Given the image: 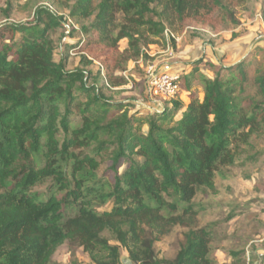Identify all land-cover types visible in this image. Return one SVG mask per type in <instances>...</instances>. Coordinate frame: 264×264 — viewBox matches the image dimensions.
<instances>
[{
  "label": "trees",
  "instance_id": "trees-1",
  "mask_svg": "<svg viewBox=\"0 0 264 264\" xmlns=\"http://www.w3.org/2000/svg\"><path fill=\"white\" fill-rule=\"evenodd\" d=\"M70 1V18L94 30L73 49L98 59L99 46L112 48L113 62L101 60L112 86L127 83L112 72L126 70L167 23L232 30L241 25L236 7L247 2ZM11 8L8 0L7 19ZM259 13L264 22V0ZM66 21L40 5L31 21L0 22V264H51L64 241L95 264H121V246L130 264H215L193 200L243 156L252 136L264 134V46L230 65L193 60L184 77L190 102L172 99L145 114L132 110L131 99L108 97L90 68L67 67L62 48L71 45L54 38ZM98 157L108 163L101 175ZM47 178L56 190L44 199L32 189ZM178 227L177 254L160 256L155 243Z\"/></svg>",
  "mask_w": 264,
  "mask_h": 264
},
{
  "label": "rangeland",
  "instance_id": "rangeland-1",
  "mask_svg": "<svg viewBox=\"0 0 264 264\" xmlns=\"http://www.w3.org/2000/svg\"><path fill=\"white\" fill-rule=\"evenodd\" d=\"M8 0H0V22L31 21L36 6H47L59 14L67 17L63 28L54 34V38L63 44L71 45L69 50L62 48V53L67 58V67L83 66L90 68L97 74V79L105 85L104 92L113 100H128L133 103V111H143L145 114L152 113L153 109L168 104V100L158 97L157 99L145 101L146 79L148 68L172 69L178 65L176 71L183 75L181 90L175 99L181 100L184 104L188 101L185 88V76L190 70V63L203 56V48L207 42L213 40L214 31L209 26H202L196 23L187 22L185 25L175 22L173 26L167 23V29L163 37L150 36V42L143 47V54L137 59L130 60L124 71L115 70L112 75L124 76L127 83L121 86H112V83L104 75L101 63L102 59L112 63L114 54L112 48L104 45L99 46L100 57L92 58L88 54L73 49V46L80 45L83 39L91 36L94 30L84 32L82 24H78L69 16L67 0H11L12 8L10 18L3 9ZM75 0H71L73 3ZM99 0H95L97 4ZM67 3V4H66ZM263 0H247L246 3L236 7L237 17L242 26L240 32L248 31L250 25L261 23L260 10ZM162 10V6L159 7ZM120 17V16H119ZM92 19L84 20L83 25L90 29ZM231 28L225 25L220 31V38ZM117 31V30H116ZM256 35L253 43L264 44V29H255ZM226 32V33H225ZM228 35V34H227ZM121 50L128 48V39L123 38L119 42ZM60 52L57 51L56 58L59 59ZM85 55V57H83ZM186 59L187 61H185ZM90 61V63L86 62ZM185 61V62H184ZM167 63L169 65H164ZM101 65L103 67H101ZM180 69V70H179ZM201 97L203 86L199 82L193 83V88ZM79 116L75 117V123ZM60 136V135H59ZM245 153L233 165L224 167L222 175L218 174L214 179V186L199 192L193 200L195 213L192 214L198 226H208L210 229V256L215 264H264V134L254 135L250 144L243 145ZM84 150V149H83ZM87 152L88 149H85ZM100 167L98 174L101 175L107 166V162L99 158ZM62 163V162H60ZM53 180L47 178L35 187L32 191L37 192L44 199L56 190L50 191ZM62 194V192H58ZM111 204L107 203L100 209H110ZM72 213L68 211L67 214ZM109 235V233H106ZM184 230L181 227L175 228L156 244L160 256L173 258L179 249V237L183 236ZM114 243V241H111ZM128 253L125 247L121 246V264L128 262ZM73 259L79 260L82 264H95L88 252L82 247H71L67 241L59 244L52 254L51 264H72Z\"/></svg>",
  "mask_w": 264,
  "mask_h": 264
},
{
  "label": "crops",
  "instance_id": "crops-1",
  "mask_svg": "<svg viewBox=\"0 0 264 264\" xmlns=\"http://www.w3.org/2000/svg\"><path fill=\"white\" fill-rule=\"evenodd\" d=\"M257 24L259 25H250V23L247 22L245 23V25H248L247 27V29L249 28L248 31L238 33L240 32L239 27L242 26L241 24V26L235 29L227 30V33L225 32L226 34H224L222 38H220V36L221 34L224 33L223 31L214 33L213 40L207 42L206 46L203 48L202 52L204 55L201 57H205V60H210L214 63H222L226 65H230L235 62H238L246 54H248V52L251 51V49H253L254 47L264 46V44L253 43L252 41V39L256 35L255 29L257 28L264 29L263 20H261V23H257ZM234 32L237 33L235 37H233ZM184 60L187 61L186 59ZM164 65H169V64L164 63ZM178 65L179 64L173 65L172 70H177ZM205 73L213 77V72L206 70ZM187 95H188V92H187ZM202 97H203V94L201 98ZM189 102H190V99L188 96V101L187 103H185V105L188 104Z\"/></svg>",
  "mask_w": 264,
  "mask_h": 264
},
{
  "label": "built area",
  "instance_id": "built-area-1",
  "mask_svg": "<svg viewBox=\"0 0 264 264\" xmlns=\"http://www.w3.org/2000/svg\"><path fill=\"white\" fill-rule=\"evenodd\" d=\"M148 74L146 79V95L143 100L149 101L157 99L158 97L165 100L175 99L181 90V83L183 75L180 71L168 69H154L148 68ZM162 106L156 107L154 110L161 111ZM151 111V112H152Z\"/></svg>",
  "mask_w": 264,
  "mask_h": 264
}]
</instances>
